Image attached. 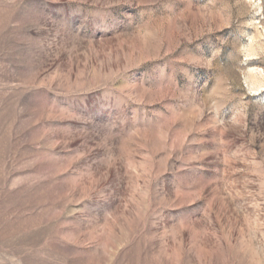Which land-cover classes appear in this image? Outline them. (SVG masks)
Listing matches in <instances>:
<instances>
[{
    "label": "rangeland",
    "instance_id": "1",
    "mask_svg": "<svg viewBox=\"0 0 264 264\" xmlns=\"http://www.w3.org/2000/svg\"><path fill=\"white\" fill-rule=\"evenodd\" d=\"M0 264H264V0H0Z\"/></svg>",
    "mask_w": 264,
    "mask_h": 264
}]
</instances>
